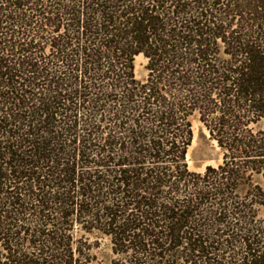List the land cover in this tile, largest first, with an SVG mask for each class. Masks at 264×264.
Instances as JSON below:
<instances>
[{"label": "trees", "instance_id": "16d2710c", "mask_svg": "<svg viewBox=\"0 0 264 264\" xmlns=\"http://www.w3.org/2000/svg\"><path fill=\"white\" fill-rule=\"evenodd\" d=\"M0 264H264V0H0Z\"/></svg>", "mask_w": 264, "mask_h": 264}, {"label": "rangeland", "instance_id": "374dc122", "mask_svg": "<svg viewBox=\"0 0 264 264\" xmlns=\"http://www.w3.org/2000/svg\"><path fill=\"white\" fill-rule=\"evenodd\" d=\"M137 75L139 78L147 76V61L143 56H139L136 61ZM194 142L189 149V166L198 172L204 171L208 165H215L223 162V155L216 145V142L211 140L207 129L198 120L195 121Z\"/></svg>", "mask_w": 264, "mask_h": 264}]
</instances>
